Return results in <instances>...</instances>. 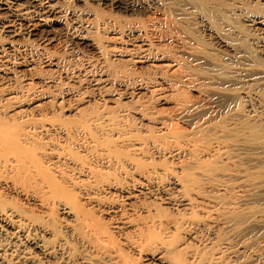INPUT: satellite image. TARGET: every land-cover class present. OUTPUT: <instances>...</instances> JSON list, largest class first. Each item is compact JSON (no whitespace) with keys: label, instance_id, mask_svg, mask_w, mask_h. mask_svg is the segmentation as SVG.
Wrapping results in <instances>:
<instances>
[{"label":"rangeland","instance_id":"374dc122","mask_svg":"<svg viewBox=\"0 0 264 264\" xmlns=\"http://www.w3.org/2000/svg\"><path fill=\"white\" fill-rule=\"evenodd\" d=\"M138 2L135 14L118 12L117 16L123 23L131 22L130 29L134 33L146 31L144 33H147L146 38L151 44L149 48L146 47L147 50L141 49L138 53L130 51L135 40L129 35V38L123 37L120 41L113 39L111 32L105 34L91 20H87L86 27L79 30H74V24L70 21L67 25H55L51 40L47 44L39 41L38 55L33 56V62H28L29 58H26L22 64L21 60L20 67L16 66V70L20 71L15 70L16 75L32 79L36 88L45 90L42 89L31 100H15L0 112V116L17 119L26 114L36 120L46 114L47 117L59 116L66 122L75 123L83 118L96 117L98 111H101L102 116L110 115L107 119L105 116L100 119L101 128L96 129V132L100 131L98 137L101 139L111 136V139L119 141L117 149L127 152L129 156L126 154L124 159L119 157V162L109 163L103 156L101 159L88 158L87 151L84 148L79 150L80 147L75 144L79 138L72 132L73 136L70 133L68 137L71 140L75 137L73 141L65 138L70 144L65 139L63 142L61 135H54L50 139L57 137L51 140L65 146L72 144L69 148H73L71 150L74 152V148L78 149L79 154L86 152L83 155L93 162L94 165L89 162L91 165L98 166L96 169L108 172H114L115 169L114 173H118L116 175L121 180H127L133 187L136 197L129 198V201L119 194L111 198L112 194L106 196L103 193L116 203H124L126 209H122L128 212L126 215L132 211L134 218L131 215L129 218L135 219L134 222L142 227L145 247L139 259L134 258L135 253L124 244L120 245L126 252L124 254L127 256L128 252V257L135 263L264 264V230L260 226L264 220V179L249 175L250 172H264V153L256 152L246 141L247 131H242L245 126H252L255 134L264 138V80L252 65L253 57L256 58L252 40L254 31L246 26L241 16H206L211 24V28L207 29L209 25H203L198 17L187 19L180 5L162 11L153 9V6L146 5L142 0ZM260 5L250 4L249 8L257 10ZM176 9H180L182 14ZM80 32L85 33L83 37L78 35ZM221 39L235 47L234 54L227 47L220 46ZM42 48L49 52L48 67L41 62ZM166 62L177 63L178 67L170 68L171 65H166ZM45 69H49L48 75L51 77L47 87L42 80ZM38 102L41 103L39 107L34 106ZM120 115L123 120L117 118ZM212 124L218 130L223 128L228 131L222 134L224 136L219 141L222 144H218L219 152L222 148L219 155L211 151L214 144L207 141V137L210 140L213 135L212 131L209 132L211 129L206 127ZM192 127L203 131L192 136L191 132L195 130ZM37 130V139L47 140L43 132ZM164 131L163 141L161 135ZM39 133L40 137L44 136L41 137L43 139L39 138ZM173 134L190 136L182 140L184 153L172 157L164 153L175 144ZM153 137H159L162 144ZM205 141L210 145L207 146ZM121 143L124 145L121 146ZM59 147L56 145L55 150ZM133 147H137L138 151L131 149ZM200 153L203 155L200 156ZM51 155L47 157L48 160H57L56 154ZM191 157H195L194 160L197 157L201 159L191 163ZM127 158L138 159L142 167L134 164L135 160L128 164ZM62 160L59 162L62 163ZM133 164L137 167L134 168ZM211 167L220 170L215 172ZM140 187L141 192L136 193L135 190ZM3 198L11 206L38 217L40 223L48 225L50 234L54 235L53 240L41 228L36 229L41 235L49 236L48 241L55 242L60 236L64 238L69 256L75 262H80V257L90 256L93 264H114L113 258L110 259L109 255L106 257L101 244L94 238L74 237L69 233L67 227L70 228V224L58 217L54 206H41L34 198L26 201L21 195ZM130 207L132 210H129ZM246 210L252 212L248 222L241 215ZM95 213L98 214L96 210Z\"/></svg>","mask_w":264,"mask_h":264},{"label":"bare ground","instance_id":"6f19581e","mask_svg":"<svg viewBox=\"0 0 264 264\" xmlns=\"http://www.w3.org/2000/svg\"><path fill=\"white\" fill-rule=\"evenodd\" d=\"M142 1H144L143 3L146 2V5L148 4L150 7L153 6L152 7L153 9H159V10L162 9V11L164 8L174 9L175 6L180 5L182 7V11L186 15V17H188L187 19L198 17L201 20V22L204 23L203 25L206 24L209 25V27L207 26V29L211 28V24L210 21L207 20L206 16L211 17L216 14H221L225 16H233V15L241 16V18L247 23L246 26L251 27V30L254 31L253 32L254 37L252 38V40L253 43L255 44L256 58L253 57L252 65L254 67V70L255 69L257 70L261 79L264 80V0H142ZM256 3H258V5L261 3L260 7H258L257 10H250L249 5ZM137 4H139L138 0H0V112L4 111V108H7V106L10 103L14 102L15 100H18L20 98H24V100L25 99L31 100L35 98L39 94V92L45 90L44 88L41 87L40 89L36 88L34 83L32 82L33 81L32 79H25L20 74L19 75L21 77L16 75L17 73L15 72V70H16V66L20 65L19 61L21 60H22L21 61L22 64H24L23 62L26 61V58H29L28 62L30 61L33 62L32 58L35 54L38 53L37 50L39 44L40 43L47 44V42L51 40L52 38L51 36L53 35L54 32L53 29L55 25L58 24L67 25L68 24L67 22L70 21L72 22L71 24H74L73 25L74 30H79L82 28L84 29L86 27L84 25L88 24L86 23L87 20L88 21L91 20L93 22V25L95 24L96 27L100 28L101 31L103 30L105 34H107L106 32H111L112 33L111 36L113 37V39H119L120 41L121 39H123V37L129 38L127 37L129 35L130 38L135 40V43H133L132 48L130 49V51L132 52L135 50V52L138 53L139 52L138 50L146 49V47L149 48L148 46L150 42L149 39L146 38L147 33L146 34L144 33L146 31L141 30L143 33H134L130 29V27H132V25L130 24L131 22L129 21L130 22L129 24L131 26H128L129 24H127L125 21L124 22L127 25L121 22L123 20H120L119 19L120 17L118 18L117 16L118 12H122V13L130 12L135 14V12L137 11L135 6ZM105 8H108L109 11H106ZM168 9L165 10L167 11ZM176 10L179 12L180 15L182 14L180 9H176ZM154 11L157 12L156 10ZM71 24H69L68 26H70ZM84 34H81L80 32V34L78 35H80V37H83ZM215 34L218 35L216 32ZM220 43H221L220 45L221 47L223 48L227 47L234 54L235 47H233L230 43H228V41H224L221 39ZM44 48H42V52H41V54L43 55L42 56L43 61L41 62H43L45 66L47 65L50 66L49 52ZM238 49H236L237 52ZM237 54H235L234 56H236ZM160 58H162V56H160ZM167 64L169 63L166 62V65ZM169 65H171L170 68L173 69L175 67H178L177 63L176 64L170 63ZM223 65L224 64H222V66ZM33 68H34V64H33ZM28 70L31 71V69L29 68ZM16 71H20V70H16ZM48 71L49 69L47 71L45 69V72L43 71L44 78L42 80L44 81V83L43 82L42 83L44 85L46 84V87L48 83L51 82L50 80L51 77L50 75H48L49 74ZM32 76L30 73V77ZM39 104L41 103L38 102L34 106L39 107ZM98 112L99 115L101 111ZM103 113L105 112L103 111ZM98 115L96 114V117L95 115L94 117L90 115L92 117L83 118L84 120L75 123L66 122L58 118L59 116L56 117L53 115L52 117H49L50 116L49 115L47 117L46 114L45 115L43 114V116L41 115L39 119L37 117L36 120H32L31 119L32 116L30 115L31 116L30 117L26 114L21 115L17 119H8L3 116H0V264H93V261L91 260L90 256L85 258L80 257L78 258L80 262H75V260H73L69 256V248L67 247L68 246L66 245L67 241H65L64 238L60 236L57 238L55 242L48 241L50 240L49 236H51L52 240L54 238V235L50 234L51 231L48 225L42 222L40 223L38 217H32L24 213L23 211L15 208L14 206H11L3 198V197H11V196H19V195L23 196V198L26 201L34 198L38 201L39 205L41 206L43 204H49L51 206H54L56 213L58 212L57 213L58 217L60 219L66 220L67 223L70 224V225L68 224L70 228L67 227L69 233L71 232V234L74 235V237L89 236L91 238H94L97 243L101 244V246L100 244L99 246L101 247V249L104 250L106 257H108L107 255H109L110 259L111 257L113 258L112 262H114V264H137L131 260L132 258L128 257L129 256L128 252H127V256L126 254H124L126 252H123V250L120 248V245L124 244L127 248H129L128 250L132 251L133 254L135 253L136 256L134 258L139 259V256L142 255L144 250L143 248L145 247L144 246L145 240L141 232L142 227L139 224L137 225L138 222L137 223L134 222L135 221V219L133 220L134 216L131 215L133 214L131 213L132 211L130 212V214H128V216L126 215L128 212L122 209L125 208L124 203L122 205L120 202L121 204L120 205L119 202L116 203L115 201L111 200V198L116 197L117 194H119V196L125 197L127 200L129 198L131 199L135 195V193L133 192L134 189L133 187H130L129 182L127 180H123V179L121 180L116 175L118 173H114L116 172L115 169L114 172L111 171L108 172L102 170L100 171L99 168L96 169L98 167L97 165H95L96 167H94L93 162L88 161L89 156L95 158L96 157L102 158L103 156V159H106V161L109 163H111L112 161L119 162L120 161L119 157L122 156V158L124 159L126 158V154H127V152L125 151H124L125 153L122 151L120 152L117 149L118 140L116 141L114 139H111L112 138L111 136L110 137L105 136V138L103 139H101L102 137L100 138L98 137L99 134L98 132L100 131L96 132V129L101 128L100 119L102 120L103 116H105V118L107 116L108 117L110 116L106 114H103L102 116L100 114L99 115L100 117H97ZM241 116L243 115L241 114ZM117 118L122 119L121 115L120 117ZM210 125L209 127L206 128L211 129L209 130V132L212 131L213 134L211 133V135L213 136L210 137V140L208 139L209 137H207V141H209L211 144H214L211 147V151L214 154L219 155L220 152L222 151V148L219 152L218 144H221L220 139L222 140V137L226 133H228V131L224 130L223 128L222 130L221 129L218 130L216 125L214 124H212V126ZM169 128L168 130L171 129ZM36 129H38L40 133L43 132V135L47 137V140L43 139L44 136H41L43 137L41 138L40 137L41 134L39 133L38 134L39 138L43 139V141H39V139H37L38 136H36L37 134H35ZM240 130L241 129H239V131ZM200 131L202 132L203 130L196 128L193 132H191V134L193 133L199 134ZM242 131L243 132L247 131L248 140L246 141L249 143V145L252 148H254L255 151L257 150L256 152L264 153V138L260 135H256L252 126H245L244 130ZM71 132L79 136V137L76 136V138L79 139L78 141L76 139L75 144L78 147H80L79 150L84 148V150L87 151L88 156L87 155L86 156L88 158L83 155L84 153L86 154V152L79 154L77 153L78 149L76 150V148H74L76 152L71 150L73 148L70 149L69 146H71L72 144L65 146L64 144H60L59 142H56V140H54L55 143L52 141L54 138L57 137L51 138L52 140L50 139V137H53L54 135L56 136L61 135L60 139H62V141L64 142L63 139L68 137V134L70 137ZM72 133L71 135L73 136ZM223 133L224 135H222ZM165 134L166 132L164 131V133L161 135L163 141H164L163 138H165L163 136ZM181 134L180 135L173 134L174 135L173 140L175 139L174 140L175 144L173 143L174 144L173 147L170 146L171 147L170 149L168 148L165 151V153L163 152L164 155L168 154L170 156L172 155L179 156L182 155V153H184L185 147L183 146L184 144L181 145V143L182 140L184 141V139H187L190 135L188 136V134L186 135H181ZM195 134H193L192 136H195ZM200 135H202L201 137H203V134L200 133ZM69 137L67 138L68 140L70 139ZM153 138L156 139V137ZM158 138L156 140L160 142V139ZM73 139L70 140L73 141ZM124 139L126 140V138ZM153 140H151V142H153ZM156 140L154 141L157 142ZM207 141H205L206 145H207ZM67 142L68 141L66 140V143ZM172 142L170 145H172ZM67 144L70 143L68 142ZM156 144L157 143H155V145ZM203 144L205 147L204 142ZM56 145L57 147L61 145L58 148L59 151L57 150L58 152L55 150ZM123 145L124 144H122L121 146ZM132 145L134 146V144ZM198 145L201 146L199 143ZM137 147L139 148V146ZM137 147L136 149L135 147L131 149H135L136 151H138ZM125 150L127 149L125 148ZM50 154H52L51 156H53V154H56L55 158L57 160L53 161L51 160L52 159L51 158L49 159L51 161H49L47 157ZM202 155L203 154H201L200 156ZM44 156L46 158L45 160L48 161L45 162V160H43ZM127 157H129L128 154ZM253 157L255 158V156ZM61 158L63 159L62 163L59 162V160L61 161ZM194 158H192L193 161H191V163L192 162L194 163V161L196 163V160L200 157H197L196 160H194ZM134 160L136 161L133 162L134 164L142 167L140 165L141 163L140 164L138 163L139 162L138 159H137L138 162L136 159L133 158H131V160L130 158L126 159L128 164L130 163V161H134ZM199 160L197 161L198 163ZM89 162L92 163L93 165H91ZM135 167L137 166L134 165V168ZM134 168H132V170ZM218 170H220V168L217 170L212 169V171L215 172L216 171L218 172ZM263 173L264 172H250L249 175L255 178L264 179ZM12 189H15L17 191L11 192ZM103 192L106 193V196L108 193L109 195L112 194L111 198L105 197V194ZM135 192L140 193L141 187L137 188ZM114 194L116 195L112 197ZM131 207L129 210H132ZM95 210L98 212V214L95 213ZM99 215L102 217H100ZM130 215L133 218H129ZM241 215H243V217L246 218L247 221L248 218L251 219L252 212L247 210L242 211ZM103 217L107 221H104ZM108 223L110 227L108 226ZM260 226L261 229L264 230V220L261 221ZM39 228H41V230L46 235L49 236L46 237L44 236V234L41 235L39 232H37L36 229Z\"/></svg>","mask_w":264,"mask_h":264}]
</instances>
